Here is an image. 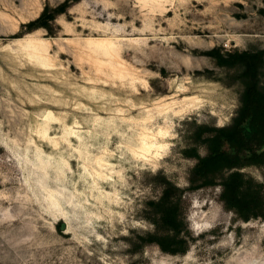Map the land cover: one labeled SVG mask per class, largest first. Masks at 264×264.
I'll use <instances>...</instances> for the list:
<instances>
[{"label":"rangeland","instance_id":"1","mask_svg":"<svg viewBox=\"0 0 264 264\" xmlns=\"http://www.w3.org/2000/svg\"><path fill=\"white\" fill-rule=\"evenodd\" d=\"M65 1L0 0V264H264V219L190 189L184 154L236 116L239 75L209 53L264 51V0H71L24 34ZM145 134L165 147L145 157ZM166 181L184 254L143 241Z\"/></svg>","mask_w":264,"mask_h":264},{"label":"trees","instance_id":"2","mask_svg":"<svg viewBox=\"0 0 264 264\" xmlns=\"http://www.w3.org/2000/svg\"><path fill=\"white\" fill-rule=\"evenodd\" d=\"M71 6V0L55 8L46 6L37 20L22 26L24 34L44 29L53 35V23ZM209 55L218 66L237 71L242 92L231 125L201 127L196 147L184 152L197 161L190 173V189L221 186V201L241 220L264 219V185L243 172L249 167L264 168V51H236L225 56L218 49ZM199 147L206 149V155L199 153ZM181 201V191L166 181L161 199L149 204L157 233L143 239L146 244H158L171 254L187 252Z\"/></svg>","mask_w":264,"mask_h":264},{"label":"bare ground","instance_id":"3","mask_svg":"<svg viewBox=\"0 0 264 264\" xmlns=\"http://www.w3.org/2000/svg\"><path fill=\"white\" fill-rule=\"evenodd\" d=\"M58 45L57 43H53V46ZM62 46V45H61ZM148 134H145L143 137V141L142 143V147H141V151L142 155L146 156H151L153 154V152L155 151L156 153H158L160 151V149L164 148L165 146L163 145H158L157 144V137L158 135H154L153 136H147Z\"/></svg>","mask_w":264,"mask_h":264},{"label":"water","instance_id":"4","mask_svg":"<svg viewBox=\"0 0 264 264\" xmlns=\"http://www.w3.org/2000/svg\"><path fill=\"white\" fill-rule=\"evenodd\" d=\"M63 228H64V226H63Z\"/></svg>","mask_w":264,"mask_h":264}]
</instances>
